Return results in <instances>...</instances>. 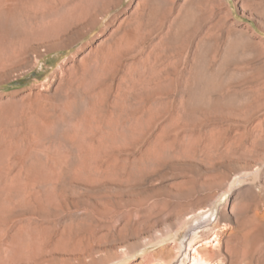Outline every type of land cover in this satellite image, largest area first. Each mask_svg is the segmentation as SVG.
Wrapping results in <instances>:
<instances>
[{
	"label": "rangeland",
	"instance_id": "obj_1",
	"mask_svg": "<svg viewBox=\"0 0 264 264\" xmlns=\"http://www.w3.org/2000/svg\"><path fill=\"white\" fill-rule=\"evenodd\" d=\"M35 2L28 14L0 10V34L19 53L0 66V129L14 140L25 134L21 156L47 161L49 143L33 147L24 115L40 92L43 110L61 113L68 96L54 76L68 66L81 77L84 62L86 87L106 100L86 142L104 138L100 116L111 114L123 138L90 161L62 140L57 184L31 187V200L0 202L9 210L0 239L14 247L0 244V264H192L195 245L220 264H264V0ZM139 31L101 76L102 52ZM150 62L159 73L125 96L120 113L116 95L130 85L128 71ZM69 93L76 106L56 123L60 132L83 128L91 106L82 90ZM16 155L10 175L28 160ZM214 233L218 247L206 245Z\"/></svg>",
	"mask_w": 264,
	"mask_h": 264
},
{
	"label": "bare ground",
	"instance_id": "obj_2",
	"mask_svg": "<svg viewBox=\"0 0 264 264\" xmlns=\"http://www.w3.org/2000/svg\"><path fill=\"white\" fill-rule=\"evenodd\" d=\"M35 1H32V0H0V10L1 9L9 10L10 8H12L16 5V6H22V8L26 12V14H28V13L32 12L33 10L35 11V6H36ZM42 2H43V0H40V4ZM39 27L41 28V26H38L36 28H39ZM43 28L45 29V27H43ZM50 28H54L53 25L50 24L47 26L48 31L51 30ZM141 32L142 31L137 32L135 34V37L133 40L131 39V41H128L126 43H123L124 41L123 42L119 41L114 49L107 48L102 52L101 57H100V61L96 65V70L98 71V73L101 76L109 73L108 71L110 69H114L117 67L116 65H118L117 63H118V56H119L120 51L123 49L133 48L137 44L140 37L142 36ZM17 45H18L17 43L10 42L9 40L7 41L6 38L2 37V35L0 34V66L1 67L4 65H7V63L9 61H11L12 59L19 56L18 50H16ZM153 64L150 62V64H148L146 66V69L143 68L145 70L141 71L142 70L141 69L140 72L139 71L136 72V70L130 71L131 69L130 70L127 69V70H129L128 73L127 72L126 73H127V75H129L127 77L130 78V80H129L130 85L127 86L126 90L125 89L122 90V88H121L119 90V93L116 95L117 101L115 100L116 101L115 104L117 105L118 109L120 110V113L125 109V105H124L125 96H127L131 92L137 90L141 85H143L146 82V80L149 77H152V76L156 75L157 73H159L158 70H156V67L154 68ZM67 67L64 68L62 66L60 68V70L57 72L56 76H54L55 78H57V82H59L56 91L65 93L68 96L65 105L61 109V113L59 111V112H57V115H56V114H53L54 112H50L52 110H49V112L46 111L45 108L43 110L42 103L40 102L39 97H38L41 94V92H40L34 100V107L30 108L29 112L24 115V116H26L25 117L26 120L29 122V124L27 126L29 128V131H30L29 134L31 135V138L33 141L32 144H34L33 147H35V146L41 147V149H42V148H45L44 145H46L45 144L46 141H48L47 143H49V144H47L48 147L46 148L48 150L51 148V150H52V154H50V156H49L50 152L47 151L48 156L50 158L48 157V159H47V156H46L47 161H49V165H50L49 167L51 170L50 171L48 169V171H50L49 173L44 175V172H42V170H44L47 167L46 165H48V163H46L47 161H43L41 159V158H43L41 156L42 154H40L41 152L39 153L41 158L38 157V154H37V157L35 159L27 158L26 156L28 155V153H26L27 155H25V157H26L25 158V157L21 156L22 153L17 152V150L19 151V149L21 148L22 141L26 137L25 134L22 136L19 134L20 137H18L17 140H14L12 138L11 132H9V131L7 132L6 130L4 131V130L0 129V202L1 201H3V202L7 201L9 203L12 201V197H14L13 195L18 196V194H19V196L21 195L20 197H22L23 200H31L33 198H37V193L33 190L34 188L32 189L31 187L38 185V184L42 185V184H46V183H50L52 185H55V183L57 182L56 180L60 176V172L58 169L59 165L57 164L58 162L56 161L57 160L56 156L58 155V157H59V152L61 151L60 147H62L61 146L62 140H66V141H68L74 145H77L80 152L83 154L85 160L90 161L91 159H95V157L97 158V155L98 156L100 155L99 152L101 150H103V148L106 149L105 146L107 144H109L110 141L115 140L117 142L119 138H121V137L123 138V136H122L123 133H121V131H119V125L121 124L118 120L119 118L118 117L113 118L112 117L113 114H111L106 119L103 117L101 118V116H100V120L104 119L103 122L105 123V127L108 128V129H106L105 133H103L104 138L101 140L99 139L97 144H95V143L91 144V143L86 142L85 135H88L90 133V131H92L93 129L96 128L94 125L96 123L93 124V121L96 120V117L98 118V116H96V113L99 111V108L106 102V100H105V97L102 94L101 90H100L101 92L99 91L96 93H91L89 91V89L86 87V84L89 83V82H87L86 75L87 74L89 75V73H90V69H89L90 67L88 65H86L84 62L81 64V69H82L81 77L76 75L73 72V70H70ZM158 68L160 71L161 68L160 67H158ZM94 74H95V72H94ZM98 77H99V75H98ZM98 77H97V79H98ZM50 83H52V82H50ZM144 85H146V84H144ZM70 88L82 90L83 93L88 95L92 99L91 100V106L83 114V116L81 118V122L84 124L83 128H81L82 125L77 122L74 125V127L72 128L73 132H70V131L65 132L67 130H65L64 132H60L56 123L59 122L62 124V123L67 122L68 117L72 115L74 108L76 106V99L73 98L71 95H69L70 94L69 93ZM136 92H134V93L136 94ZM58 113H60V114L58 115ZM0 115H2V114H0ZM0 118H1V116H0ZM115 118H117L119 123L117 122V120H115ZM100 120H98V121H100ZM79 124H80V126H78ZM102 126H104V124ZM97 129H99V127ZM101 129H99V130L101 132H103V130H101ZM120 130H122V128ZM8 137H11L12 139H9ZM118 142H120V141H118ZM22 147H23V145H22ZM107 147H108V145H107ZM31 149L29 150L27 148V149H25L26 151L24 150V152H28V150L31 152L32 151L33 152L38 151V150L36 151V148H35V150H33L34 148H31ZM38 149L40 150V148H38ZM46 149H42V150L44 151ZM33 152L30 154H33ZM102 152H100V153H102ZM16 154H20V156L23 157V159L25 158V160L26 159H28V160L26 161V164H25V162L22 161L21 157L18 156L19 159H21V161H19L20 162V166H19L20 169H19L18 173H16L15 175H10V173H11L10 170H11L13 164L15 163V161L12 159H13V157L17 158ZM82 154H81V156H82ZM111 158L113 159V157H110L109 159H111ZM110 161L111 160H109V162ZM25 165H26V169H25ZM109 167H110V163L109 164L107 163L106 169ZM94 174L95 173H92V172L90 173L91 176H93ZM22 176H24V178H22ZM21 185L23 188H21ZM16 186L18 187L17 189H15ZM8 207H7V209H9ZM8 212H9V210H3L0 208V218H3L2 217L3 214L5 215ZM210 239H209V241L206 242V245L211 244L214 247H218V245L220 244L219 234L214 233V236ZM0 244H2L4 246L5 251H9L11 248V242L9 241V239H6V238L0 239ZM200 247H201L200 245L193 246V253H192V256L190 259L192 264H220V262L223 261L220 258L219 259L216 258V260H213V259L207 257L206 254H204L202 252ZM0 248H2V246ZM13 248H11V251L12 250L14 251ZM16 248L17 247H15V249ZM158 264H165V263L160 261V262H158Z\"/></svg>",
	"mask_w": 264,
	"mask_h": 264
}]
</instances>
